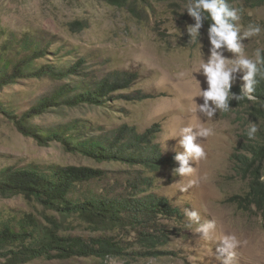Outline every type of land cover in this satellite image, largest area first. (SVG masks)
I'll use <instances>...</instances> for the list:
<instances>
[{
	"label": "rangeland",
	"instance_id": "374dc122",
	"mask_svg": "<svg viewBox=\"0 0 264 264\" xmlns=\"http://www.w3.org/2000/svg\"><path fill=\"white\" fill-rule=\"evenodd\" d=\"M227 2L241 9L242 31L249 23L262 28L259 36L242 41L245 54L252 57L256 48H264V0ZM186 3L135 0L117 6L107 0H0V43L14 35L29 34L40 46L47 45L50 54L58 52L37 60V64L64 65L77 59L84 62V71L69 79L20 78L0 90V170L12 167L48 172L53 165H86L100 170L101 176L76 185L73 197L120 200L133 196V186H139V190H145V197H163L167 206L179 214L158 216L153 230L150 224H137V229L131 225L107 228L91 224L78 214L54 212L22 195H0V227L18 228L21 223L31 224L30 218L42 227L54 221L61 235L106 237L111 243L102 256L38 257L24 264H221L215 258L216 249L225 234L235 235L240 242L236 264H264V215L254 207L242 208L229 201L234 195L246 193L253 174L264 181V156L255 154L264 144V119L252 102L239 104L236 99L235 88L243 85L242 72L233 74L228 112L216 109L209 118L198 109L192 110V95L198 88L207 89L202 70L195 69L207 62L211 45L204 21L196 42H192L187 27L194 20L187 15ZM217 51L225 58H235L225 49ZM115 72L135 73L136 78L127 90L112 93L108 103L54 107L29 119L27 125L48 130L76 124L87 127V137L101 138L124 125L136 131L153 128V144L163 157H170L161 168L99 162L68 150L58 140L42 144L18 130L16 120L63 83L97 81ZM203 103L201 96L195 97L196 105ZM208 103L214 107L212 101ZM200 124L214 133L197 136L194 141L203 147L205 158L189 157L187 166L193 171L181 174L180 163L174 159L184 151L179 144L180 129L193 125L195 132ZM251 124L258 131L250 139L247 130ZM246 157H253L248 165ZM192 211L197 212L198 221L187 215ZM208 221L216 222L211 240H205L197 231ZM8 257L5 250H0V264H9Z\"/></svg>",
	"mask_w": 264,
	"mask_h": 264
},
{
	"label": "trees",
	"instance_id": "16d2710c",
	"mask_svg": "<svg viewBox=\"0 0 264 264\" xmlns=\"http://www.w3.org/2000/svg\"><path fill=\"white\" fill-rule=\"evenodd\" d=\"M107 1L112 5L127 6L135 0ZM210 23V19L204 20L207 27ZM49 54L48 46H40L29 34L20 37L14 35L11 39L2 41L0 43V90L20 78L65 79L84 71L82 59L64 65L36 63L37 60L47 59ZM53 54L55 56L58 52L53 51L50 55ZM261 72H264V65L261 66ZM135 78V73L115 72V75L97 81L63 83L54 93L42 97L25 111L16 120V126L20 132L32 135L39 143L48 144L50 141L58 140L68 150L99 162L120 161L133 167L161 168L170 160V157H163L158 146L153 144V128L136 131L134 127L124 125L112 135L101 138L100 135L87 137V127H79L76 124L71 127L63 126L48 130L30 128L27 125L29 119L54 107H75L82 104L104 105L108 103L112 93L127 90ZM256 79L257 84L252 93L255 102L252 103L264 119V76L258 75ZM234 93L238 96L242 95V86H237ZM245 102L251 101L247 99L238 101L239 104ZM255 154L264 156V144L259 145ZM252 160L253 157H246L245 162L248 165ZM99 176H101L100 170L86 165H53L48 172L6 167L0 170V195H22L54 212L64 215L78 214L91 224L107 228L131 225L137 229V224L141 227L150 224L153 230L152 226L155 225L158 216L179 217V214L174 213L175 211L167 206L166 200H162L163 197H145L146 193H143L145 190H139V186H133L135 190L132 193L133 196H124L120 200L106 196L73 197L76 185L97 180ZM141 193L143 197H137ZM229 201L242 208L254 207L264 215V181L253 174L246 193L234 195L229 198ZM30 222L31 224L27 225L21 223L18 228L9 225L0 227V250L7 252L9 264H24L38 257L67 259L76 256H102L111 247L106 237L85 239L81 236L61 235L54 221L45 227L40 226L35 219L30 218Z\"/></svg>",
	"mask_w": 264,
	"mask_h": 264
},
{
	"label": "clouds",
	"instance_id": "9594fccd",
	"mask_svg": "<svg viewBox=\"0 0 264 264\" xmlns=\"http://www.w3.org/2000/svg\"><path fill=\"white\" fill-rule=\"evenodd\" d=\"M187 15L190 16L194 23L187 27V33L192 42H196L199 30L203 26L204 20H211L208 27V39L210 42V55L206 63L201 62L195 71H201L206 78L207 89L194 93L191 97L192 110H199L207 117L211 118L216 111L220 109L228 112V99L232 97L230 87L235 79L234 73L242 72L243 81L242 95L236 99L242 101L255 102L252 93L255 91L257 84L256 77L264 76L261 72V66L264 65L262 52L264 48H256L252 57L245 54L243 40L259 36L262 28L259 24L249 23L246 28L241 30L240 21L242 19L241 9L230 6L227 0H187L184 5ZM218 49H225L233 54L235 58H225ZM201 96L204 100L202 105L195 104V97ZM212 101L214 107L209 106ZM193 125L184 126L180 129L179 144L184 149L183 153H177L174 157L180 163L178 171L181 174H190L193 169L188 167L189 157L203 159L205 151L200 144L194 143L197 136L209 137L213 135V129L200 124L197 131H193ZM258 128L251 124L247 130V136L251 139L255 137ZM187 215L193 220L198 221L197 212H188ZM197 231L203 234L205 240L213 239L216 231V222L208 221L197 228ZM239 241L235 235L225 234L219 238L220 246L216 249L218 253L216 259L221 264H236V249Z\"/></svg>",
	"mask_w": 264,
	"mask_h": 264
}]
</instances>
